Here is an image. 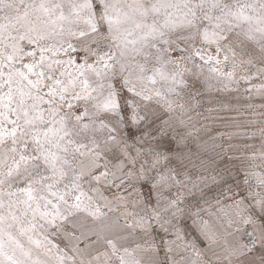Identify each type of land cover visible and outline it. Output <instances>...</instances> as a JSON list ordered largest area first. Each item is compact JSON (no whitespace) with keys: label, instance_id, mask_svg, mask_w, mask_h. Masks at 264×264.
<instances>
[{"label":"snow or ice","instance_id":"1","mask_svg":"<svg viewBox=\"0 0 264 264\" xmlns=\"http://www.w3.org/2000/svg\"><path fill=\"white\" fill-rule=\"evenodd\" d=\"M6 9L11 14L6 15ZM182 30H189L182 39L198 40L208 50L194 46L189 55H181L184 49L172 36ZM250 48L264 53V0H0V139L11 143L18 133L23 135V128L31 132L30 144L13 145L9 162L0 166V181L13 172L34 170L31 180L12 183L7 190L0 184V264H77L75 257L55 250L42 229L66 218L65 205L97 219L102 215L92 205L107 192L97 187L93 195L83 189L81 169L97 173V184L102 181L118 190L128 186L113 195L137 206L136 227L140 234L147 231L153 236L151 246L144 245L149 252L168 253L170 260L174 250L184 249L187 264H202L198 237L187 238L185 217L200 236L215 240L207 220L199 218L192 195L195 190L203 198L214 189L207 177L193 176L178 163L190 157L182 148L189 106L181 94L190 78L218 92H236L243 84L248 93L264 94V70L260 74L243 70L251 63L244 59ZM117 73L119 79L114 80ZM86 99L95 100L102 111L118 112L122 126L143 131L135 137V150L126 142L111 143L115 133L109 131L105 143L110 152L103 155L111 166L103 169L99 146L70 150L71 115L59 116L56 107L57 101L71 108L72 101ZM79 127L97 139L106 128L103 123ZM168 140L171 145L165 143ZM33 145L35 151L29 154ZM84 152L96 154L85 159ZM41 162L46 175L35 167ZM69 167L72 183L58 188ZM248 175L264 185V174ZM253 198L264 211L259 193ZM243 203L236 200L219 208L230 224L236 216L249 237L232 249L229 258L255 264L248 257L260 253L264 264V242L256 245L259 230L249 231L256 221L245 213ZM258 219L264 224V215ZM156 238L161 240L160 249ZM138 247L106 238L94 264H144Z\"/></svg>","mask_w":264,"mask_h":264},{"label":"clouds","instance_id":"2","mask_svg":"<svg viewBox=\"0 0 264 264\" xmlns=\"http://www.w3.org/2000/svg\"><path fill=\"white\" fill-rule=\"evenodd\" d=\"M5 14H11L10 10L6 9ZM98 22L102 25V21L98 19ZM188 31L182 30L172 36L184 49L181 55H189L194 46L208 50L198 40L182 39ZM245 51L248 55L244 56V59L251 61L244 66L245 74H260L264 70V53L255 48L245 49ZM113 78L118 80V73ZM188 84L186 92L181 94V98L189 106V110L184 113L188 134L182 148L184 152L190 154V157L178 163L184 171L193 176L207 177L206 183L214 189L212 193L204 195L203 198L201 192L195 190L192 191V195L196 199L199 218L207 220L215 233V240H206L200 236L187 216L185 217L186 235L192 240L198 237L197 245L204 257L202 264H240L237 257L233 256L230 259L229 254L236 245L248 241V233L243 224L237 223L236 216L231 217L233 222L230 224L229 218L225 217L219 208H227L236 200L244 201L245 213L251 215L256 221L249 231L259 230L255 241L257 246L262 245L264 224H261L258 216L264 215V211L256 206V200L253 197L259 193L261 199H264V185L257 184L255 177L248 173L264 174V94L248 93L243 84L240 85L238 91L231 93L218 92L214 88L209 90L195 78H190ZM116 87L120 89V84L117 83ZM223 104L231 107L224 110L221 107ZM56 107L59 110V116L66 113L71 115V120L67 125L71 129L68 139L73 141L69 146L70 150L79 151L80 145L99 146L101 169L111 166V161L103 155L104 152H110L105 143V137L109 131L115 133L111 143H115L116 140L120 143L126 142L133 150L137 147L135 137L143 135L142 129L133 128L131 125L122 126L118 112L98 109L93 99L72 101L71 108L57 101ZM77 116L80 117L79 120L76 119ZM81 123H103L106 126L105 132L97 139L90 131L79 127ZM44 126H47V122ZM177 131L184 133L185 129ZM17 142L26 145L31 143V132L28 128H23V135L18 133L11 143L7 139H0V166L9 162L8 155L13 151V145ZM165 143L171 145V140ZM33 151H35V145L28 149L29 154ZM95 154V152H84L83 156L85 159H91ZM62 155L67 154L62 153ZM67 158L71 160L72 156L67 155ZM35 167L38 168L39 174H48L43 162ZM33 175L34 170L32 169H25L20 175L13 172L11 175H6L0 184H3L7 190L12 183L31 180ZM96 175L95 172L81 169L79 184L93 195H97L93 191L97 187L107 192L105 199L98 197L92 205L93 207L98 206L102 210V215L97 219L87 215L83 210L72 209L65 205L66 218L58 220L55 226L45 225L42 229L55 250L65 256L75 257L77 264H94L95 254L103 249L105 239L112 238L132 246L139 244L140 247L135 250L144 257V264H187L188 252L184 249L174 250L170 260L168 253L159 250L149 252L144 245L151 246L153 236L147 231L140 234L141 229L136 227L137 206L131 202V199L126 200L119 195H113V193H123L128 186L118 190L115 186H106L102 181L97 184L94 179ZM73 176L72 167H69L67 174L57 187L65 189L72 183ZM201 188L204 193L208 192V188L203 184ZM240 193H244V196ZM249 193L252 196H249ZM68 203H71V199ZM254 208L255 213L252 211ZM77 224L83 227L77 229ZM93 235L96 238L90 239ZM154 242L157 249L162 248L160 238H156ZM248 259L255 260V264H262L260 253H254Z\"/></svg>","mask_w":264,"mask_h":264}]
</instances>
